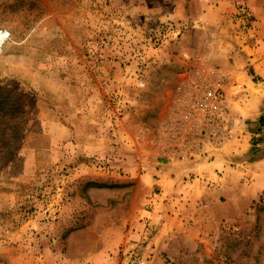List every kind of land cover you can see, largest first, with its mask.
Instances as JSON below:
<instances>
[{
  "label": "rangeland",
  "instance_id": "1",
  "mask_svg": "<svg viewBox=\"0 0 264 264\" xmlns=\"http://www.w3.org/2000/svg\"><path fill=\"white\" fill-rule=\"evenodd\" d=\"M263 22L264 0H0V264H264L259 119L225 170L171 136L198 83L245 93Z\"/></svg>",
  "mask_w": 264,
  "mask_h": 264
},
{
  "label": "crops",
  "instance_id": "2",
  "mask_svg": "<svg viewBox=\"0 0 264 264\" xmlns=\"http://www.w3.org/2000/svg\"><path fill=\"white\" fill-rule=\"evenodd\" d=\"M262 32L264 38V22ZM240 56L242 57L240 58ZM239 60L240 63L243 64V68L239 69L238 72L244 76V86H240V88L244 90L245 93H242L238 96H233L230 90L232 87L234 88L238 86L232 85V87H227V93L229 97L227 95L226 96L229 101V124L231 127V135L226 144L217 148L216 152L214 153L215 159L210 162H215L219 168L224 170L227 167L224 160L229 159L225 158L226 155L234 157L236 153L240 152L239 146L242 145L247 147L246 139H248V132L246 131L247 128L244 122H256L262 115H264V42H259V46L256 49L253 48L250 55H239ZM246 66L248 69L245 68ZM262 135H264V131L262 132ZM262 144H264V141ZM245 155L240 154L238 159H242L239 161L244 162L243 159L245 158ZM210 163H207V165ZM242 173L248 176L251 175L249 174V171H243ZM206 174L207 176H210L209 172ZM234 175L236 176L238 174ZM251 176L253 178L255 173H253ZM219 180L221 181V184H218H220L219 187L222 189V193H227L228 191L234 192L233 189L238 187H234V184H232L231 187V183L228 181V178L224 177V173H222V176L219 178ZM219 187L216 188L219 189ZM261 187L264 188V183L261 185Z\"/></svg>",
  "mask_w": 264,
  "mask_h": 264
},
{
  "label": "built area",
  "instance_id": "3",
  "mask_svg": "<svg viewBox=\"0 0 264 264\" xmlns=\"http://www.w3.org/2000/svg\"><path fill=\"white\" fill-rule=\"evenodd\" d=\"M224 83L223 78H215L196 85L193 101L182 115V123L171 133L175 139H182L181 157L202 155L207 149L218 148L228 140Z\"/></svg>",
  "mask_w": 264,
  "mask_h": 264
},
{
  "label": "trees",
  "instance_id": "4",
  "mask_svg": "<svg viewBox=\"0 0 264 264\" xmlns=\"http://www.w3.org/2000/svg\"><path fill=\"white\" fill-rule=\"evenodd\" d=\"M257 126H259V128H263L264 129V115H262L258 122H257Z\"/></svg>",
  "mask_w": 264,
  "mask_h": 264
},
{
  "label": "bare ground",
  "instance_id": "5",
  "mask_svg": "<svg viewBox=\"0 0 264 264\" xmlns=\"http://www.w3.org/2000/svg\"><path fill=\"white\" fill-rule=\"evenodd\" d=\"M0 33H1V34H0V42H1V41H3V38H2V37H3V36H2L3 33H2V32H0Z\"/></svg>",
  "mask_w": 264,
  "mask_h": 264
}]
</instances>
